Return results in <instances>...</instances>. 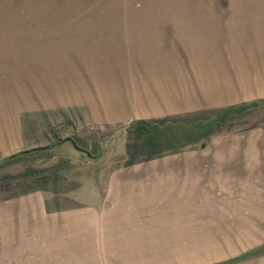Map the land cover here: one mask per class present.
I'll return each mask as SVG.
<instances>
[{
    "label": "rangeland",
    "instance_id": "374dc122",
    "mask_svg": "<svg viewBox=\"0 0 264 264\" xmlns=\"http://www.w3.org/2000/svg\"><path fill=\"white\" fill-rule=\"evenodd\" d=\"M262 100L264 0H0V264H264Z\"/></svg>",
    "mask_w": 264,
    "mask_h": 264
},
{
    "label": "trees",
    "instance_id": "16d2710c",
    "mask_svg": "<svg viewBox=\"0 0 264 264\" xmlns=\"http://www.w3.org/2000/svg\"><path fill=\"white\" fill-rule=\"evenodd\" d=\"M260 103H261V101H260ZM262 103H264V100H262ZM77 148H79V147H77ZM79 149H80V148H79ZM100 156H101V155H99V154H98V155H94V156L92 155V157H100Z\"/></svg>",
    "mask_w": 264,
    "mask_h": 264
},
{
    "label": "crops",
    "instance_id": "0c3cea01",
    "mask_svg": "<svg viewBox=\"0 0 264 264\" xmlns=\"http://www.w3.org/2000/svg\"><path fill=\"white\" fill-rule=\"evenodd\" d=\"M120 51H121V49H120ZM122 52V51H121Z\"/></svg>",
    "mask_w": 264,
    "mask_h": 264
}]
</instances>
